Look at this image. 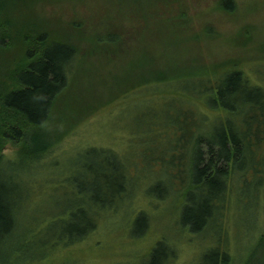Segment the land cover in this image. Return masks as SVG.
Here are the masks:
<instances>
[{"label": "trees", "instance_id": "16d2710c", "mask_svg": "<svg viewBox=\"0 0 264 264\" xmlns=\"http://www.w3.org/2000/svg\"><path fill=\"white\" fill-rule=\"evenodd\" d=\"M127 1L128 14L124 12L122 19L135 35L131 68L135 79L132 83L127 81L123 88L132 93L145 86L163 84L172 90L170 99L176 108L172 113L165 111L167 115L153 111L152 118L145 122L148 136L158 142L135 153L142 160L145 157L147 173L135 170L134 174L131 165L122 160L132 157L131 152L111 150L112 156L109 160L105 158L106 166L95 169V185L84 187L87 191L79 192L80 198L74 197L69 204L63 206L58 202L49 206L47 209L54 215L39 229L24 225L21 210L28 213V195H32L39 164L66 132L61 129L68 123L67 113H61L56 103L68 87L77 51L66 41H48L46 33L35 37L23 32L25 24L14 21L18 25L15 38H23L25 45H30L28 62L8 71L11 62L4 60L7 53L0 47V112L4 114L0 115V121L10 123L4 127L2 137L25 142L14 157L0 154V264L42 261L51 249L84 241L103 222L115 226L118 215L127 221L135 213V235H143L153 215L145 207L132 209L133 198L141 186L154 210L169 202L173 212L170 221L177 224L180 233H204L209 251L204 255L208 257L205 264H233L231 255L221 251L213 239L224 242L222 230L228 222L233 195L247 183L248 175L260 178L255 187L256 197L264 188V62L252 67L254 75L242 68L237 59H229L224 69H210L202 74L197 73L203 68L198 56L181 52L179 60L180 54L176 55L170 45L163 43L165 59L170 64L158 66L159 56H155L158 61H153L148 53L151 49L145 47L152 45L145 42L156 43L158 35L170 43L172 33H185L184 25L180 18L174 19L172 12L164 13L163 3L159 10L156 5L159 0ZM215 7L221 13L247 17L241 36L254 40L255 46L264 45L255 24L264 12V0H216ZM119 38L118 33L108 32L102 40L121 48L119 44L123 41ZM204 104L210 111L202 108ZM158 144L164 150H159ZM161 169L163 174L158 176ZM146 175L144 181L141 176ZM215 226L216 230L210 233ZM158 238L146 254L150 257L148 264H169L178 255L176 244L166 235Z\"/></svg>", "mask_w": 264, "mask_h": 264}, {"label": "rangeland", "instance_id": "374dc122", "mask_svg": "<svg viewBox=\"0 0 264 264\" xmlns=\"http://www.w3.org/2000/svg\"><path fill=\"white\" fill-rule=\"evenodd\" d=\"M128 3L127 0H0V47L7 53L4 60L10 59L8 71L24 66L29 60L30 45H25L23 38H15L18 25L14 22L25 24L23 32L35 37L46 33L48 41H66L77 51L68 87L56 103L61 113H67L68 123L61 129L66 132L54 142L52 153L39 164L32 182V195L27 197L28 213L21 210L25 226L41 228L47 218L54 215L47 209L49 206L58 202L63 206L69 204L74 197L80 198L79 192H86L95 185V169L106 166L112 156L111 150L125 154L131 152L132 157L127 160L121 157L122 160L131 165L133 173H147L145 157L142 160L137 155L141 147H152L158 142L148 136L146 123L152 118L153 111H163L162 114L167 115L165 111L172 113L176 106L170 99L172 90L163 84L145 86L132 93L123 88L127 81L132 83L135 79L131 73L135 35L122 19L124 12L128 14ZM162 3L166 9L164 13L172 12L175 20L180 18L185 33H172L170 43H165L158 35L155 36L156 43L152 40L145 42L152 45L145 47L151 49L148 53L153 61H158L155 56H159L158 66L170 64L165 59L163 43L170 45L176 55L180 54L179 60L183 56L181 52L198 56V63L203 68L197 73L202 74L210 69H224L229 59H237L242 68L254 75L252 67L264 62V52H253L254 49H264V45L255 46L254 40L241 36L247 17L219 12L215 7L216 0H159L156 3L159 10ZM259 16L255 24L264 38V12ZM108 32L119 34L123 41L119 44L121 48L114 46L116 43L103 42L102 37ZM10 78L6 81L9 82ZM201 106L210 111L206 104ZM0 115L4 116L2 111ZM5 126H10V123L0 121V154L14 157L25 142L4 139L2 131ZM141 136L145 143H140ZM158 145L159 150H164L163 145ZM162 174L163 169L158 171V176ZM146 177L141 176L144 181ZM26 179L28 181L29 178ZM259 180L251 173L247 183L241 185L242 189H236L228 222L222 230L224 242L216 237L213 239L221 251L231 255L233 264H245L247 261L249 264H264V188L260 196L255 195ZM152 205L141 186L133 198L132 209L145 207L153 216L149 228L139 237H136L133 226L135 213L127 221L118 215L115 226L103 222L101 228L84 241L66 248L51 249L42 261L32 264H142L144 258V264H148L150 257L146 254L161 235H166L176 244L178 255L174 254L169 264H205L208 257L204 258V255L209 251L204 233L192 235L188 232L186 235L190 242L186 235L180 233L177 224L170 221L173 212L169 209V202L160 205L161 209L154 207V210ZM214 230L216 226L210 233Z\"/></svg>", "mask_w": 264, "mask_h": 264}]
</instances>
